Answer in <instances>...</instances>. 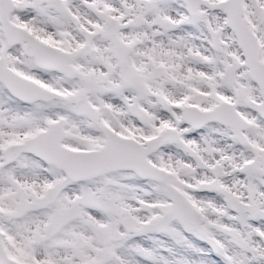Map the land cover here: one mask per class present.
Returning <instances> with one entry per match:
<instances>
[{"label":"snow or ice","instance_id":"1","mask_svg":"<svg viewBox=\"0 0 264 264\" xmlns=\"http://www.w3.org/2000/svg\"><path fill=\"white\" fill-rule=\"evenodd\" d=\"M0 264H264V0H0Z\"/></svg>","mask_w":264,"mask_h":264}]
</instances>
